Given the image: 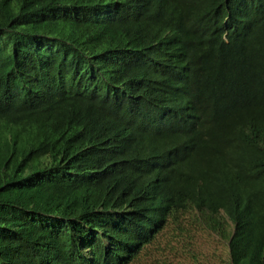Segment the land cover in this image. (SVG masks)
Segmentation results:
<instances>
[{
	"label": "trees",
	"instance_id": "16d2710c",
	"mask_svg": "<svg viewBox=\"0 0 264 264\" xmlns=\"http://www.w3.org/2000/svg\"><path fill=\"white\" fill-rule=\"evenodd\" d=\"M187 224L264 264V0H0V264Z\"/></svg>",
	"mask_w": 264,
	"mask_h": 264
},
{
	"label": "rangeland",
	"instance_id": "374dc122",
	"mask_svg": "<svg viewBox=\"0 0 264 264\" xmlns=\"http://www.w3.org/2000/svg\"><path fill=\"white\" fill-rule=\"evenodd\" d=\"M227 243L213 233L194 230L188 224L183 232L160 235L132 264H229Z\"/></svg>",
	"mask_w": 264,
	"mask_h": 264
}]
</instances>
